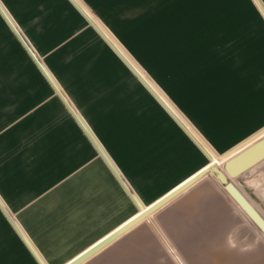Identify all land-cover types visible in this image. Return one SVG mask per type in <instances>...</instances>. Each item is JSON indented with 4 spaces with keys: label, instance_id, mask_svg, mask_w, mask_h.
I'll list each match as a JSON object with an SVG mask.
<instances>
[{
    "label": "crops",
    "instance_id": "1",
    "mask_svg": "<svg viewBox=\"0 0 264 264\" xmlns=\"http://www.w3.org/2000/svg\"><path fill=\"white\" fill-rule=\"evenodd\" d=\"M110 37L88 0H0V264H67L213 161L175 177ZM208 178L222 188L203 177L101 251Z\"/></svg>",
    "mask_w": 264,
    "mask_h": 264
},
{
    "label": "rangeland",
    "instance_id": "2",
    "mask_svg": "<svg viewBox=\"0 0 264 264\" xmlns=\"http://www.w3.org/2000/svg\"><path fill=\"white\" fill-rule=\"evenodd\" d=\"M88 1L141 75L142 128L173 147L175 177L212 152L191 127L215 151L264 125V0ZM238 182L264 214V163ZM85 264H264V235L208 178Z\"/></svg>",
    "mask_w": 264,
    "mask_h": 264
},
{
    "label": "water",
    "instance_id": "3",
    "mask_svg": "<svg viewBox=\"0 0 264 264\" xmlns=\"http://www.w3.org/2000/svg\"><path fill=\"white\" fill-rule=\"evenodd\" d=\"M180 115L191 127L187 119H185L182 114ZM191 129L207 145V147L216 156L217 160L211 161L201 171L190 177L184 183L176 187L173 191H171L164 197L160 198L151 206L145 208L137 216L127 221L124 225L104 237L102 240L97 242L95 245L81 253L79 256H77L67 264H82L88 258L92 257L103 248L108 246L118 237L125 234L135 225L148 218L152 213H154L168 201L173 199L179 193L186 190L195 182L207 175H212L216 179L223 190L229 195V197L232 198V200L242 209V211L264 235V214L253 202V200H251V198L247 195L245 190L239 185L238 182L242 175L247 174L248 172L264 163V134L234 154H231L232 151L241 143L225 153L218 154L214 150H212L211 146L196 130H194L192 127ZM257 132L255 133L256 135L258 134ZM255 134L252 135L249 139L253 138Z\"/></svg>",
    "mask_w": 264,
    "mask_h": 264
},
{
    "label": "bare ground",
    "instance_id": "4",
    "mask_svg": "<svg viewBox=\"0 0 264 264\" xmlns=\"http://www.w3.org/2000/svg\"><path fill=\"white\" fill-rule=\"evenodd\" d=\"M141 71H143V70H141ZM184 121H185V120H184ZM263 133H264V132H263ZM258 136H259V135H258ZM256 139H257V137H256ZM256 139H255V140H256ZM252 142H253V141H252ZM252 142L250 141V143H252ZM248 143H249V142H248ZM248 143H246V144H248ZM250 143H249V144H250ZM246 144H245V145H246ZM249 144H248V145H249ZM242 147H243V146H242ZM242 147H239V148H242ZM239 148H237L236 150H234L231 154H234V153L238 152V151H239V150H238ZM243 148H244V147H243ZM237 150H238V151H237ZM213 160H214V158H213ZM216 160H217V158H216ZM230 198H231V197H230ZM231 199H232V198H231ZM234 203H235V202H234ZM235 204H236V203H235ZM236 205H237V204H236ZM238 207H239V206H238ZM240 209H241V208H240Z\"/></svg>",
    "mask_w": 264,
    "mask_h": 264
}]
</instances>
